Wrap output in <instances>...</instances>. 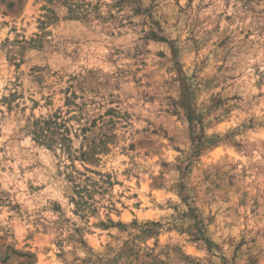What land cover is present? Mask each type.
I'll return each instance as SVG.
<instances>
[{
    "label": "rangeland",
    "instance_id": "obj_1",
    "mask_svg": "<svg viewBox=\"0 0 264 264\" xmlns=\"http://www.w3.org/2000/svg\"><path fill=\"white\" fill-rule=\"evenodd\" d=\"M0 264H264V0H0Z\"/></svg>",
    "mask_w": 264,
    "mask_h": 264
},
{
    "label": "trees",
    "instance_id": "obj_2",
    "mask_svg": "<svg viewBox=\"0 0 264 264\" xmlns=\"http://www.w3.org/2000/svg\"><path fill=\"white\" fill-rule=\"evenodd\" d=\"M75 18H77V17H75V16H69L68 19H69V20H72V19H75ZM51 124H52V123H51L50 121H47V122H44V123H43V126H44V127H49V125H51ZM40 132H41V134H42L43 130L41 129ZM40 132H39V134H40ZM63 140L66 141L65 138H64ZM63 148H64V149H67V148H65L64 146H63ZM73 187L75 188V190H73V191H75L74 194L80 197L79 200H78L77 202H75V205H76L77 207H83L84 204L82 203V196H81V191H80L81 189H80V187L77 186L76 184H74Z\"/></svg>",
    "mask_w": 264,
    "mask_h": 264
}]
</instances>
